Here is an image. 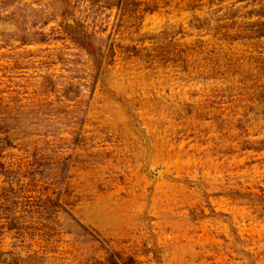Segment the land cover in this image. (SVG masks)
Instances as JSON below:
<instances>
[{"label": "rangeland", "instance_id": "rangeland-1", "mask_svg": "<svg viewBox=\"0 0 264 264\" xmlns=\"http://www.w3.org/2000/svg\"><path fill=\"white\" fill-rule=\"evenodd\" d=\"M0 264H264V0H0Z\"/></svg>", "mask_w": 264, "mask_h": 264}, {"label": "trees", "instance_id": "trees-1", "mask_svg": "<svg viewBox=\"0 0 264 264\" xmlns=\"http://www.w3.org/2000/svg\"><path fill=\"white\" fill-rule=\"evenodd\" d=\"M65 21V33L69 36L73 43H75L81 50L86 52V54L91 58L93 69L94 71V79H96L101 75V71L104 70V60L105 56L103 53L96 48L95 44L92 41V38L88 36L82 29V26L79 22H77L74 18ZM40 42V41H36Z\"/></svg>", "mask_w": 264, "mask_h": 264}]
</instances>
